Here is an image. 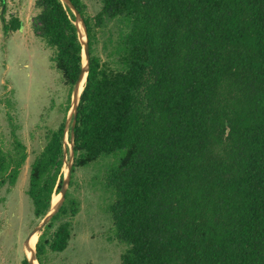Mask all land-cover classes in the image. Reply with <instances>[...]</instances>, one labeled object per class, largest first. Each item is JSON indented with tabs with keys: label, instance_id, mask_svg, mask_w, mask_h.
<instances>
[{
	"label": "trees",
	"instance_id": "16d2710c",
	"mask_svg": "<svg viewBox=\"0 0 264 264\" xmlns=\"http://www.w3.org/2000/svg\"><path fill=\"white\" fill-rule=\"evenodd\" d=\"M97 1L90 16L71 0L89 69L69 186L38 236V263L72 236L76 169L98 165L121 264H264V0ZM35 7L36 34L69 86L67 111L82 59L74 15L60 0ZM3 13V30L19 29ZM63 128L46 130L30 163L39 219L62 183ZM14 148L0 147V186L15 183L27 156Z\"/></svg>",
	"mask_w": 264,
	"mask_h": 264
},
{
	"label": "rangeland",
	"instance_id": "374dc122",
	"mask_svg": "<svg viewBox=\"0 0 264 264\" xmlns=\"http://www.w3.org/2000/svg\"><path fill=\"white\" fill-rule=\"evenodd\" d=\"M82 2L90 16L100 8L96 0ZM2 10L6 23L13 17L22 26L4 33L0 19V147L13 154L17 140L25 145L27 156L15 183L0 186V264H23L24 239L40 221L26 194L30 163L46 130H56L65 122L69 86L34 29L35 0H4L3 4L0 0V18ZM65 141L68 146L67 134ZM99 169L98 165L76 169L69 188L78 202L71 219L72 236L63 250L42 254V264H121L124 245L112 237ZM40 233L34 236L35 242Z\"/></svg>",
	"mask_w": 264,
	"mask_h": 264
},
{
	"label": "water",
	"instance_id": "95a60500",
	"mask_svg": "<svg viewBox=\"0 0 264 264\" xmlns=\"http://www.w3.org/2000/svg\"><path fill=\"white\" fill-rule=\"evenodd\" d=\"M61 3L66 5L74 15L73 24L76 28L77 38L81 45V68L75 83L73 84L70 96V103L69 108L66 114L64 128H63V166H65V170L62 176V183L60 186V190L58 192V199L55 203L50 204V207L46 214L40 219L39 223L28 233L27 237L24 239V248L28 249L29 239L34 234H38L45 224L50 220V218L58 211L59 207L61 206L62 202L65 198L66 190L69 186L70 177H71V167L73 161V125L75 123V115L77 111V106L79 102L80 94L83 90V86L86 80V75L89 69V51H88V38H87V30L83 18L81 17L77 8L73 5L71 0H60ZM70 128V142L67 143L65 141V134L67 130ZM25 258L28 264H39L35 250H32L30 255H26Z\"/></svg>",
	"mask_w": 264,
	"mask_h": 264
},
{
	"label": "bare ground",
	"instance_id": "6f19581e",
	"mask_svg": "<svg viewBox=\"0 0 264 264\" xmlns=\"http://www.w3.org/2000/svg\"><path fill=\"white\" fill-rule=\"evenodd\" d=\"M58 199V195L55 194L52 200V203H55ZM36 234L32 235V237L29 239V245H28V249H25V253L26 255H30L31 251L34 250V246H35V240H34V236Z\"/></svg>",
	"mask_w": 264,
	"mask_h": 264
},
{
	"label": "flooded vegetation",
	"instance_id": "af4514ba",
	"mask_svg": "<svg viewBox=\"0 0 264 264\" xmlns=\"http://www.w3.org/2000/svg\"><path fill=\"white\" fill-rule=\"evenodd\" d=\"M3 3H4V0H2V4H3ZM2 11H3V10H2ZM2 11H1V12H2ZM20 22H21V21H20ZM21 26H22V23H21ZM21 26H20V27H21ZM2 30H3V23H2ZM17 30H18V29H17ZM9 31H11V30H9ZM9 31H7V32H9ZM12 31H13V30H12ZM3 32H4V33H7V32H5L4 30H3Z\"/></svg>",
	"mask_w": 264,
	"mask_h": 264
}]
</instances>
